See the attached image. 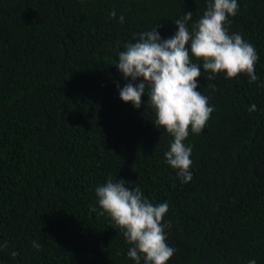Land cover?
I'll return each instance as SVG.
<instances>
[{"label":"trees","instance_id":"trees-1","mask_svg":"<svg viewBox=\"0 0 264 264\" xmlns=\"http://www.w3.org/2000/svg\"><path fill=\"white\" fill-rule=\"evenodd\" d=\"M211 2L0 0V264H136L100 215L95 190L109 179L168 204L167 264H264V0H237L225 25L254 46L255 82L209 80L193 58L214 111L184 142L192 181L165 161L174 137L156 124L148 87L139 109L120 99L125 44L157 25L174 36L188 12L191 31Z\"/></svg>","mask_w":264,"mask_h":264},{"label":"clouds","instance_id":"clouds-1","mask_svg":"<svg viewBox=\"0 0 264 264\" xmlns=\"http://www.w3.org/2000/svg\"><path fill=\"white\" fill-rule=\"evenodd\" d=\"M239 11L237 0H213L207 6L203 16L191 26L192 12L184 14L174 24L178 31L166 40H162L157 25L151 31L138 34L135 43L125 44L124 51L118 54L116 67L126 80H130L120 90V99L141 107V97L149 89L151 106L156 112V124L174 137L170 150L164 153L166 163L174 170L182 182L187 184L193 179L192 147L185 145L189 129L199 134L204 129L214 109L209 106L208 98L197 91V80L201 77V67L196 61L203 62V69L213 75L226 73L227 78H236L246 74L249 82H255L257 52L241 34L229 35L225 25H230L229 17H235ZM111 16L115 18L116 13ZM120 22H124L123 15ZM191 53V56H190ZM256 105L249 108L255 112ZM95 195L100 215L107 214L118 227L130 245L128 257L140 264H167L175 249L166 243L165 228L171 223H163L168 212V204L154 205L146 200L140 188L134 190L120 179H109L98 186ZM92 212L96 207L91 208ZM32 246L39 250L41 245L33 241ZM0 247L7 248L5 242ZM11 255H18L12 251ZM249 264H256L251 259Z\"/></svg>","mask_w":264,"mask_h":264}]
</instances>
